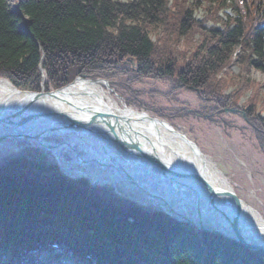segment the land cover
<instances>
[{
  "label": "trees",
  "instance_id": "16d2710c",
  "mask_svg": "<svg viewBox=\"0 0 264 264\" xmlns=\"http://www.w3.org/2000/svg\"><path fill=\"white\" fill-rule=\"evenodd\" d=\"M202 3L222 27L191 18ZM232 64L239 75L224 94L216 75ZM251 66L264 72V0H0V78L20 89L49 91L83 75L117 81L131 95L133 85L157 79L170 85L158 95L177 101L191 84L210 118L255 87L243 74ZM178 111L154 110L168 119L203 112ZM247 122L264 145V116ZM0 264H264V251L68 176L48 151L23 143L0 158Z\"/></svg>",
  "mask_w": 264,
  "mask_h": 264
},
{
  "label": "bare ground",
  "instance_id": "6f19581e",
  "mask_svg": "<svg viewBox=\"0 0 264 264\" xmlns=\"http://www.w3.org/2000/svg\"><path fill=\"white\" fill-rule=\"evenodd\" d=\"M103 86H107L103 80L85 77L70 82L66 86H62L61 89L56 88L55 95H43L35 99L29 106L27 113L22 112V114H17L12 119L16 123V121L23 120L24 114H28L29 117H34V120L22 121V125L18 126L16 130L9 131L13 136L7 137L26 138L34 141V132H39L41 140L47 141L46 136L54 133L58 135L67 132L77 133L81 137L80 141L87 144L89 155L81 157L75 151V157L70 161L63 160L59 153H62L67 147H74L73 142L49 141L48 143L47 141L45 143L42 140L43 144L51 146L50 148L57 156L56 159L53 158L65 174L64 169L72 168L76 163L86 165L97 162L100 169L106 171L107 175L115 176V180H125V178L132 180V183L138 187L134 188L142 191L163 212L164 209L156 204V201H164L178 213L181 210L189 213L188 209L182 206L193 208L195 203L200 207L204 224L219 229L226 227L241 234L251 242L264 241V217L255 208L237 197L228 179L212 160L200 151L199 147L191 141L187 134L155 117L157 115L151 116L146 111L127 105L121 106ZM189 86L192 88H189ZM187 89L195 93L196 90L199 91L198 93L201 92L199 87H193L191 84L187 85ZM29 97L28 92L18 91L6 79L0 78V112L2 111L6 115L14 107L23 105ZM245 106L237 103V106L232 108L241 110ZM97 112H112L125 117L124 125L128 132L117 133L120 139L129 137V140H136L143 151L156 156V159L174 170L187 172L182 168L183 166L181 167V164L190 165V170L200 175L212 189L206 187L205 183L201 182L197 176L183 173L184 180L189 185L188 187L178 179L168 177L162 169L154 166L146 159H142L136 152L137 159L128 157L124 149L112 139V136V140L108 139L109 136H106L108 126L103 121L91 122L90 119H87L91 114ZM2 115L0 114V116ZM70 117L81 123L89 120L88 128L79 125L69 127L65 126L68 124H58L61 120ZM115 130L118 132L116 127ZM99 131L104 135L97 134V132L100 133ZM119 138L117 136L116 140L119 141ZM93 146L98 149H93ZM259 149L264 153V145L261 144ZM176 162H179L180 165ZM112 178L114 179V177ZM91 183L104 184L103 182L93 181ZM114 190L121 194L116 189ZM208 199L212 201L213 205L210 204ZM140 204L144 205V203ZM180 222L193 226L189 222L182 220Z\"/></svg>",
  "mask_w": 264,
  "mask_h": 264
},
{
  "label": "rangeland",
  "instance_id": "374dc122",
  "mask_svg": "<svg viewBox=\"0 0 264 264\" xmlns=\"http://www.w3.org/2000/svg\"><path fill=\"white\" fill-rule=\"evenodd\" d=\"M209 10L208 4L202 3L192 8L190 16L197 21L206 18L204 26L208 28L209 26L222 27L221 22H213L209 18ZM226 12L231 13L229 9H226ZM217 14L219 16L222 15L221 17L223 18V10H219ZM157 35L162 37L161 31L158 30ZM152 37L155 38V35H152ZM192 37L194 38L193 42L200 40L199 33L197 32L192 34ZM180 40L181 42L177 46L183 49L185 41H182L183 39ZM230 70L229 74L223 71V73L218 72L219 74L216 75L217 78L223 81L222 84L226 85L224 94L234 89L235 86L232 83V78H238L240 67L232 64ZM244 73L253 81L255 87H244L241 90L242 95L238 100V104H244L245 100L249 101L248 104L241 110L226 111L227 109L225 108L219 115L210 117L211 119L205 117L203 114L207 112L204 111L205 109L202 110L208 102L200 100V97L194 91H181L177 95V101L169 97L159 96L157 91L161 93L169 91L170 85L165 81L144 79L142 83L133 85L134 90L131 95L117 81L113 83L107 80V86L103 87L121 106L127 105L124 100L125 98L130 99L132 100V104L127 106L146 111L151 116L157 115L155 117L187 134L191 141L199 147L200 151L209 157L228 179L237 197L255 208L264 217V153L259 149V147L261 148V143L258 142L251 125L247 122L248 117L255 116L258 112H260V116H264V72L257 67L251 66L244 70ZM42 75L44 76V74ZM257 85L261 87L260 91L256 90ZM135 90L139 92V95H135ZM254 99L256 104H254ZM251 101L253 102L251 103ZM260 103L261 107L259 106ZM143 105L153 110H147L142 107ZM183 106L188 107V110L197 109L203 112H199L200 115L197 116L186 114L175 118H166L173 115L175 111H178ZM154 110H160L167 116H159ZM80 139L81 137L74 132H67L62 135L54 133L46 136V140L50 142H73L75 151L81 157H87L89 155L88 146L82 143ZM23 143L40 147L35 140L31 141L19 137L0 138V158L8 153L17 152L23 146ZM92 148L98 149L95 146ZM42 149L46 150L45 148ZM75 151L67 147L62 153H59V156L65 161H70L75 157ZM64 171L69 176L86 177L89 182L110 184L122 195L140 203L154 204L142 191L134 188L127 180L116 179L118 181L115 182V176L107 175L106 171L100 169V165L97 162L86 165L76 163L75 166L64 169Z\"/></svg>",
  "mask_w": 264,
  "mask_h": 264
},
{
  "label": "water",
  "instance_id": "95a60500",
  "mask_svg": "<svg viewBox=\"0 0 264 264\" xmlns=\"http://www.w3.org/2000/svg\"><path fill=\"white\" fill-rule=\"evenodd\" d=\"M83 78H85L83 75L77 76L73 81H75L77 79H83ZM96 80H101V79H96ZM7 81L18 91L28 92L30 94V97L23 105L14 107L11 111L6 113V115L2 111L0 112L1 115L3 114L2 116H0V138H4L7 136H13L10 134L9 131L16 130L18 128V126L22 125V123H21L22 121L34 120V117H29L28 114H24L23 120H19V121H16V123H14L15 121L12 120L13 117H15L17 114H22V112L27 113V111L29 110V106L31 105V103L33 101H35V99H37L43 95H55L54 93H55V91H57L56 89L48 91V92L42 91V90L39 92L30 91V90H22V89H18L17 87H15L9 80H7ZM61 88L62 87H60L58 89H61ZM189 88H192V87L189 86ZM196 92H199V91L196 90ZM226 111H234V109H227ZM124 118L125 117H122L120 115H116L115 113H112V112H97L96 114H91L87 119H90L91 122H94L96 120L103 121L108 126V133L106 134L107 137L109 136L108 139L109 138H110V140L114 139V141L120 147H122L124 149V151L127 153V156L130 157L131 159H133V158L137 159L135 156V152H136L142 159H146L148 162L152 163L154 166L158 167L159 169H162L163 173L166 174L168 177H170V178L173 177L174 179H178L182 184L185 183L188 187H189V185L184 180L185 178H184L183 173H189L191 175L197 176L201 182L205 183L206 187L212 189L211 186L209 184H207V182L202 177H200V175H198L196 172L190 170V168H191L190 165H187V164L182 165L181 164V167L183 166L182 168H184L187 172L174 170V169L170 168L169 166H167L165 163H162V162H160V160L156 159V156L149 155L145 151H143L139 147L140 145L137 143L136 140H132V139L129 140V137H126L125 138L126 140L124 138L120 139L119 135L117 133H120V132L124 133L126 131L128 132V130L125 129ZM90 121L86 120L84 123H81L77 119L70 117V118H66L64 120H61V122H58V124H68L65 126H69V127L79 125V126H83L84 128H88L87 125H89ZM115 127L118 130V132H116ZM97 134H99L100 136L104 135L101 132L100 133L97 132ZM111 136H112V139H111ZM117 136L119 138V141L116 140ZM40 137H41V134L39 132H34L33 138L37 142V144L40 147L45 148L46 150L50 151V153L56 159L57 156L52 151V149L50 148L51 146L43 144L42 143L43 139L41 140ZM43 141L45 143H47V141H45V140H43ZM63 142H66V141H62L61 143H63ZM71 149H73L75 151L73 146H71ZM176 164L180 165L179 162H176ZM125 180H127L128 183L130 185H132L133 187H137V185L132 183L133 182L132 180L126 179V178H125ZM195 199H196V203H197V201H198L197 196L195 197ZM208 201L210 202L211 205H213V203L210 199H208ZM156 202H155L156 204H158L159 206H161V208L164 209V212L166 214L170 215L171 217H173L175 219L182 220L185 222H189L193 226H195L197 229H202V230L207 231V232H212L215 234L222 235L226 238L236 240V241L244 244L250 250H263L264 251V241L263 240H261L260 242H251L250 240L243 237L241 234L234 232L231 229H228L226 227H224L223 229H219L217 227H214L211 225L208 226V225L204 224L202 221L201 211H200V207L198 204L194 203L193 208L187 207V206H182L184 208L186 207V209H188L189 213L181 210L180 213H183V214H180L177 211L175 212V210H173L169 205H167V203H164V201L160 202V200H159Z\"/></svg>",
  "mask_w": 264,
  "mask_h": 264
}]
</instances>
